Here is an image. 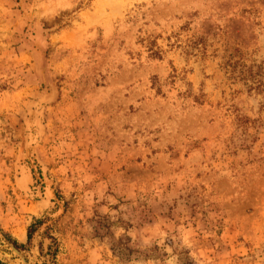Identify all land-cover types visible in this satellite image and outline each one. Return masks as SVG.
<instances>
[{"label":"rangeland","instance_id":"obj_1","mask_svg":"<svg viewBox=\"0 0 264 264\" xmlns=\"http://www.w3.org/2000/svg\"><path fill=\"white\" fill-rule=\"evenodd\" d=\"M228 61L264 63V0H0V261L264 264Z\"/></svg>","mask_w":264,"mask_h":264},{"label":"trees","instance_id":"obj_2","mask_svg":"<svg viewBox=\"0 0 264 264\" xmlns=\"http://www.w3.org/2000/svg\"><path fill=\"white\" fill-rule=\"evenodd\" d=\"M223 69L230 80L243 82L248 90L261 92L264 89V63L246 66L240 62H225ZM30 235L28 234V240ZM0 264H5L0 261Z\"/></svg>","mask_w":264,"mask_h":264},{"label":"water","instance_id":"obj_3","mask_svg":"<svg viewBox=\"0 0 264 264\" xmlns=\"http://www.w3.org/2000/svg\"><path fill=\"white\" fill-rule=\"evenodd\" d=\"M6 244H7V246H8V248L21 260V262L23 263V264H27L26 262H25V260L23 259V257L20 255V253L12 246V245H10L9 243H7L6 242Z\"/></svg>","mask_w":264,"mask_h":264}]
</instances>
